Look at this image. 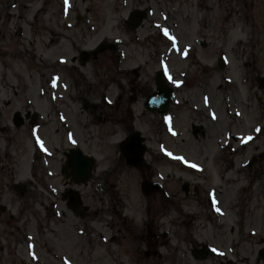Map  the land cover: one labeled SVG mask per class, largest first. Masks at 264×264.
<instances>
[{
  "label": "flooded vegetation",
  "instance_id": "flooded-vegetation-1",
  "mask_svg": "<svg viewBox=\"0 0 264 264\" xmlns=\"http://www.w3.org/2000/svg\"><path fill=\"white\" fill-rule=\"evenodd\" d=\"M201 1L202 5L189 3V0H67V3L65 0H40L37 34L42 46L50 50V54H55L56 63L48 65L49 71L37 70L43 75L41 78L45 84L40 88V96L47 102L42 103L41 108H34V102L25 97L23 110L16 109L12 117L7 116L5 123L0 125V264H27L23 257H17L20 242L16 241V252L12 243L14 234L24 235L25 230L12 229V222L19 221L12 213L14 198L20 200L21 208L30 211L43 209L46 215L52 214L57 225L63 224V219H59L68 214L82 221L105 216L106 233L96 234L95 230L85 229L87 235H79L85 242L73 244L88 259H91L93 235H97L102 239L104 261L112 264H124L121 258L123 253L128 255L127 264H264V229H226L222 222L226 216L238 214L243 217L251 211L250 195L264 194V178L253 177L249 170L252 161L241 163V170L236 172L234 165L231 166L230 155H226L228 147L220 145L218 136H208L210 139L201 144V157L195 160L198 169L180 165L181 173L192 180L180 182L168 177L156 180L152 175L141 172L144 166L151 168L149 161L135 167L123 162L128 173L133 176L131 181L124 183L113 177L115 166L98 173L96 162L89 178L82 172L77 173L74 168L76 159H80L84 172L87 167L81 154L93 155L99 151L92 148L91 140L86 139H94L95 135L115 134L126 138L137 130L142 131L141 112L136 115L132 107L141 97L147 112L151 113L146 101L155 91L158 70L153 81L154 87L146 88V84H151V75L146 72L141 74L139 66L129 69L125 66L131 61L128 57L134 56L133 51L129 54L127 50L130 44L138 46L140 43H153L158 64L166 60L171 65V58L181 53L194 59L196 50L210 31H213V35L215 33L216 38L220 36L228 39L230 34L238 31L249 34L251 40L256 38L258 42L264 38V0ZM115 2L117 6H111ZM158 2V7L153 4ZM124 7L128 9L126 14ZM108 10L116 14V20L108 18ZM217 12L222 23H216ZM209 15L207 24L213 25V28H208L205 34L203 30L207 28L206 24L200 23L201 29L196 18ZM17 17L28 24L27 13L18 11ZM5 23L2 20V24ZM10 30L8 24L5 37H12ZM103 30L106 31L101 39L91 48L88 47L87 42H90L92 35ZM165 30L168 35H165ZM25 34L24 27L20 25L19 37ZM173 35L177 38L178 50L173 49L169 39ZM190 38L193 42H189ZM247 42H251L249 36ZM98 43L102 44L100 49L97 48ZM12 44L13 38H10L8 48ZM7 52L11 60L2 62L4 69L12 71L19 62L26 66L23 58L12 55V52H16L22 57L24 53L12 49ZM101 57L123 77L128 73L135 76L126 82V86L122 85L123 91L116 94L114 91L111 94V85L118 86L121 83H114L111 76L105 77L111 79L109 82L101 78L104 84L101 86L102 97L92 99L89 98L91 90L88 88L99 83L97 80L90 82L81 74L83 68ZM153 59L151 55V61ZM45 62L43 57L38 58L39 66ZM2 74L7 77L5 71ZM9 77L17 79V83L11 86L14 97H21L20 102H23L24 92L20 91L27 77L14 73ZM76 80L82 88L75 96L72 88L76 87ZM138 81L142 82L143 89ZM0 89L1 112L2 105L6 107L13 104L14 97L7 98L3 89ZM25 92L27 94L28 87ZM151 114L155 115L153 112ZM46 123L53 131L61 133L60 156L56 155L59 152L44 135ZM151 125L154 127V120ZM22 127L27 128L26 134L27 131H30V135L36 131L47 150L36 146L32 140L34 152L30 157V172L20 176L17 166L19 158L13 152V141L28 142L24 130L19 131ZM13 129L19 131L17 135H13ZM195 133L201 137L206 135L203 129ZM78 136L84 140L79 141ZM243 169L249 171L244 178L241 177ZM151 181L160 182L161 185L153 188L149 186ZM255 184H258L256 188ZM135 191L137 196L141 192L145 199V203L142 202L140 225H135V218L129 219L128 215H124L118 203H123L120 201L122 192ZM164 206L168 212L175 210L173 218L177 220L161 221L158 218L157 215L162 213L160 207ZM125 207L135 208L136 204L127 197ZM256 207H260V204ZM207 227L210 229H202ZM56 231L57 240L60 237L72 240L70 229ZM79 233H84V229H79ZM57 250L62 256V264H75L66 255L69 250Z\"/></svg>",
  "mask_w": 264,
  "mask_h": 264
},
{
  "label": "rangeland",
  "instance_id": "rangeland-1",
  "mask_svg": "<svg viewBox=\"0 0 264 264\" xmlns=\"http://www.w3.org/2000/svg\"><path fill=\"white\" fill-rule=\"evenodd\" d=\"M109 1L114 2V0ZM192 2L202 5L201 0H189V3ZM97 3L99 4V2ZM39 4L40 0H0V16L2 15V20L6 22L4 25L2 24V20H0V88L3 89L7 98L9 96L13 98L14 90L11 85L16 84L17 79L15 77L10 78L9 76L11 73H14L18 75L24 74L27 77V81L23 84L20 91V93L24 92L23 102H20L21 97H14L12 105H6V107L2 105L0 125L5 123L7 116L12 117L16 109L23 110L22 107L26 104L25 97L34 102V108H41L42 103L47 102L46 99L40 96V88L45 86V84L41 78L43 75L39 74L37 70L41 71L44 69V72L49 71L48 65H55L56 62L54 59L55 54H50V50L42 46L37 34V11ZM153 4L157 7L159 6V2ZM111 6H117L116 2ZM125 8L124 13L126 14L128 9L125 10ZM18 11L27 13L28 24L22 18H16V12ZM209 17L210 15L208 17L198 16L196 18L201 29L202 25L200 23L206 24L207 28L203 30L205 34H207L209 29L213 28V25L208 26L209 20L207 18ZM108 18L116 20L117 16L108 10ZM215 19H217L216 23H222V19L218 17V12ZM8 24H10L11 30L9 33L12 34V37L9 35L7 37L4 36L5 28ZM20 25L24 27L26 33L23 37H19L18 35ZM105 31L103 30L98 34L94 33L90 42H87V46L90 48L94 46ZM248 36L251 41L250 43L247 42ZM219 37L217 39L215 33L213 35V31H210L208 37L205 36L204 41L200 43L201 47L199 46L198 50H196V57L194 59L191 57L190 59L182 60L179 55L171 58V83L176 84L179 81H185V84L177 89V95H179L180 99H183V104H176V100L174 99L167 117L163 118L159 114L154 115L147 112L142 97L137 103L132 105L136 115L138 112H141L140 129L147 137L148 153L146 157L150 162L151 168L147 169L144 166L141 169L142 173L152 175L156 180L163 179L164 177L180 182L184 179L192 180L193 178L185 177L181 173L178 163H172L171 161L182 162L183 157L181 155L183 153L189 154L195 160L199 159L201 157L200 146L210 139L208 136H220L221 144H224L230 140L227 137L230 133L240 135L238 138L243 140L244 137L242 138L241 136L258 128L260 132L254 142L242 146L244 143L242 142V145H240L239 139L236 138L232 142L236 146V150L232 151V153L226 152V155H230L229 158L232 160L231 166L234 165L236 172L241 170L242 162L252 160L249 170L253 177L264 178V89L260 86L259 82V76L264 74V40L262 39V42L259 43L256 38L251 40L249 34H243L239 37L237 33L230 34L228 39ZM10 38H13V44L8 48ZM238 38H244L245 40L244 42H240ZM189 40V42H193L192 38ZM8 49L19 50L24 53L22 57L16 52H12V55L16 58H23L26 61V66L22 62H19L15 64L16 67L12 71L4 69L2 62L11 60L7 52ZM127 50L129 54H132V51L134 52V56L130 55L128 57L131 58V61L125 64L127 69L139 66L141 74L146 72L152 78L151 84H146L145 87H154L153 81L156 71L159 70V64L157 56L154 55L155 48L153 43H140L138 46L130 44ZM70 53L73 54L72 51ZM221 54L227 56L228 63L225 67H221L218 62ZM151 55L154 56L152 61ZM41 57L46 62L39 66L38 58ZM148 61H150L149 64H147ZM248 64L249 66H247ZM83 69L81 75L86 77L90 82L97 80L99 83L97 86H91L93 87L92 89L91 87L88 88V90H91L89 98L92 99H100L102 97L101 86H104V84L101 78L106 79V76H111L114 83H121L118 86L115 84L111 85V94H113V91L116 94L119 91H123L122 85L126 86V82L132 80L135 76L132 73H128L123 77L120 73L115 72L103 57L88 64ZM3 71L7 73V77H3ZM95 72H97L96 75ZM187 76L188 78H186ZM111 79L106 80L109 82ZM138 83L143 89L142 82L138 81ZM75 84L76 87L72 88V91L76 96L80 93V88L82 87L78 80L75 81ZM27 87L28 92L26 94ZM207 97L210 98L208 102ZM208 109L213 111V113H210ZM260 113L263 115L262 117ZM152 120H154V127L151 125ZM126 123L129 124V121ZM58 125L61 124L58 123ZM45 126L46 134L44 135H46L48 143L59 152L56 155L60 156L62 147L61 133L58 134L53 131L52 127L47 123ZM137 126L139 127V124ZM201 128L206 131L207 136L199 137L195 135V130ZM26 129L22 127L19 131L24 130L26 134ZM13 130V135H17L19 131ZM27 132V143H20L18 140L13 141V152L19 158L17 166L19 167L20 176H23L24 172L29 174L32 164L30 157H32L34 152L30 131ZM78 138L79 141L84 140L81 136H78ZM122 138L121 135L115 134L95 135L94 139H85L86 141L91 140L92 148L99 149L98 152H95L100 159L98 173L105 168L115 166L116 171L113 177L119 178L124 183L125 181H131L133 176L128 173L125 165H123L125 159L119 151V143ZM63 139L67 146L65 136H63ZM170 155L173 156L172 159H170ZM248 172L247 169L242 170L241 177L244 178ZM257 186L258 184H255L254 188ZM91 194H93V191ZM127 197L131 198L132 203L136 204L135 208L125 207ZM121 200L123 201L122 205L121 202L118 203L123 214L128 215L129 219L135 218V225H140L143 212L142 202L145 203L143 194L140 192L139 196H137L136 191L135 193L122 192L120 195ZM250 200L252 209L241 219L237 215H231L224 219L223 223L226 229H264V194L258 196L256 194L254 196L250 195ZM19 201L18 198H14L12 206V213L19 219L17 222H12V229H25L24 235L14 234L12 237L15 252L16 241L20 242L17 248L18 258L23 257L27 260L28 264H62V256L57 252L58 248L60 250H69V254L66 255L72 258L75 264H112L104 261L102 239L98 238L97 235H93L92 238L91 259L85 258V254L79 253L80 249H76L73 245L74 243L85 242L79 236L87 235L85 229L93 232L95 230L96 234L100 232L106 233L105 216H97L96 219L82 221L68 214L59 219H63V224L57 225L52 214L46 215L43 209L30 211L25 207L21 208ZM21 202L23 203V201ZM164 204L165 202L162 201V205ZM259 204L260 207L257 208L256 206ZM160 210L162 213H159L157 216L161 221L177 220L173 218L175 210L168 212L165 206L160 207ZM21 212L22 214L20 215L19 213ZM203 219L206 223L205 216H203ZM180 220L178 219V221ZM56 229H70L72 240H64L61 237L57 240ZM79 229H84V233L80 234ZM121 258L124 260V264H127L128 255L123 253Z\"/></svg>",
  "mask_w": 264,
  "mask_h": 264
},
{
  "label": "water",
  "instance_id": "water-1",
  "mask_svg": "<svg viewBox=\"0 0 264 264\" xmlns=\"http://www.w3.org/2000/svg\"><path fill=\"white\" fill-rule=\"evenodd\" d=\"M163 78L159 76V88L162 89ZM161 93L156 94L151 99V106L152 108H158L161 111H164L165 106L167 104V100L163 99L161 102L159 100ZM170 97V96H169ZM144 138L139 136V133L135 134L134 136L128 138L123 144L122 148L125 151L126 157L128 158L129 162H138L142 160V157L145 152V144L142 143ZM77 167L80 166L81 162L77 159Z\"/></svg>",
  "mask_w": 264,
  "mask_h": 264
},
{
  "label": "snow or ice",
  "instance_id": "snow-or-ice-1",
  "mask_svg": "<svg viewBox=\"0 0 264 264\" xmlns=\"http://www.w3.org/2000/svg\"><path fill=\"white\" fill-rule=\"evenodd\" d=\"M65 2L67 3V0H65ZM165 35H168L167 30H165ZM249 139H251V138H249ZM193 167H195V165H193Z\"/></svg>",
  "mask_w": 264,
  "mask_h": 264
}]
</instances>
